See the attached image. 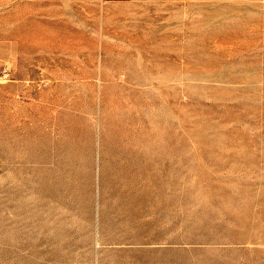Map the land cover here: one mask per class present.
<instances>
[{
  "label": "rangeland",
  "instance_id": "rangeland-1",
  "mask_svg": "<svg viewBox=\"0 0 264 264\" xmlns=\"http://www.w3.org/2000/svg\"><path fill=\"white\" fill-rule=\"evenodd\" d=\"M0 264H264V0H0Z\"/></svg>",
  "mask_w": 264,
  "mask_h": 264
}]
</instances>
